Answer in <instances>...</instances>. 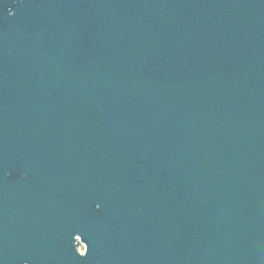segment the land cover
<instances>
[{
  "label": "water",
  "instance_id": "1",
  "mask_svg": "<svg viewBox=\"0 0 264 264\" xmlns=\"http://www.w3.org/2000/svg\"><path fill=\"white\" fill-rule=\"evenodd\" d=\"M0 264H264V0H0Z\"/></svg>",
  "mask_w": 264,
  "mask_h": 264
},
{
  "label": "clouds",
  "instance_id": "2",
  "mask_svg": "<svg viewBox=\"0 0 264 264\" xmlns=\"http://www.w3.org/2000/svg\"><path fill=\"white\" fill-rule=\"evenodd\" d=\"M9 14H11V10H10V13Z\"/></svg>",
  "mask_w": 264,
  "mask_h": 264
}]
</instances>
